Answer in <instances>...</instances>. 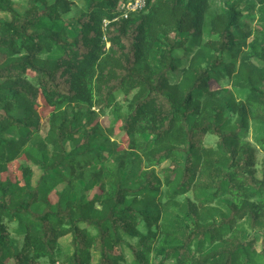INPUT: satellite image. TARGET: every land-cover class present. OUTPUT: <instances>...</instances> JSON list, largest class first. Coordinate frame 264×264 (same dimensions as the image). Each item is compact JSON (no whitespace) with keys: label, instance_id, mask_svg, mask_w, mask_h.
Returning <instances> with one entry per match:
<instances>
[{"label":"trees","instance_id":"trees-1","mask_svg":"<svg viewBox=\"0 0 264 264\" xmlns=\"http://www.w3.org/2000/svg\"><path fill=\"white\" fill-rule=\"evenodd\" d=\"M14 1L0 264H264V0Z\"/></svg>","mask_w":264,"mask_h":264},{"label":"rangeland","instance_id":"rangeland-1","mask_svg":"<svg viewBox=\"0 0 264 264\" xmlns=\"http://www.w3.org/2000/svg\"><path fill=\"white\" fill-rule=\"evenodd\" d=\"M137 0H134V2H130L129 4H120V7H119V9L121 10V11H123L125 14H124V17H125V15L128 13V7H130V8H132L131 6L133 5V4H135V2H136ZM146 1V0H145ZM24 5H25V0H15L14 1V6L15 7H17L18 9H22L23 7H24ZM73 11H72V13L69 15V18H71V19H73L74 17H76V15H77V13H78V11H79V9L81 8V5L79 4V3H75L74 5H73ZM252 17H254V21H257V17H258V15L257 14H250ZM2 15L0 14V17H1ZM104 21H108V20H103V24H104ZM104 28H105V26H104ZM108 47H109V45H108ZM118 100L120 101V102H123V100H124V98H123V96L122 95H118ZM41 102V101H40ZM42 114V116L43 115H45V113H47V112H45V113H43L44 111H40ZM245 139L247 140V141H249L250 143H252V145H254V136H253V131H252V129L250 130V133L249 134H247V135H245ZM212 139H209L207 142L209 143V144H214V143H212ZM23 163H25V161H24V159H21V160H19V161H17V162H15V163H13V164H11L10 165V167H9V169H8V171H7V173L6 174H4V175H2V178L3 179H5V178H9V179H12V180H14V181H16V180H19L20 178H21V166H22V164ZM27 165H30V164H28V163H26ZM263 164H264V154H262L260 151H258V154H257V171L259 172V174L262 172V167H263ZM31 167H32V169H33V171H34V173H33V182L34 183H36L37 181H38V179H39V177H40V171L36 168V167H34V166H32V165H30ZM259 174H258V176H259ZM63 185H61V186H59L58 188H57V190L58 191H61L62 189H63ZM67 240H66V244L67 243H69L70 242V240H71V238L70 237H68V238H66ZM259 247V246H258ZM43 264H46V263H43Z\"/></svg>","mask_w":264,"mask_h":264},{"label":"built area","instance_id":"built-area-1","mask_svg":"<svg viewBox=\"0 0 264 264\" xmlns=\"http://www.w3.org/2000/svg\"><path fill=\"white\" fill-rule=\"evenodd\" d=\"M129 4V3H128ZM145 6V0H137L136 2H135V4H133L131 7L132 8H130V7H128V13L129 12H134V11H137V10H139V9H142L143 7ZM123 17H124V15H123ZM127 17V14L125 15V18ZM110 23V21L108 20V21H104V24H103V28H104V26H105V28L107 27V25ZM104 28V29H105ZM105 39V38H104Z\"/></svg>","mask_w":264,"mask_h":264}]
</instances>
